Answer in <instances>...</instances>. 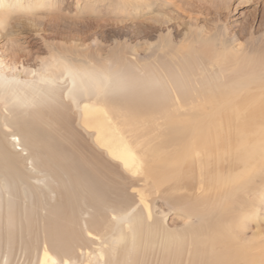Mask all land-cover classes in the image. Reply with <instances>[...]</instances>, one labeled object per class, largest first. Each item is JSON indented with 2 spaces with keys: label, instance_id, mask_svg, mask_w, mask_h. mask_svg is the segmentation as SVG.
Wrapping results in <instances>:
<instances>
[{
  "label": "bare ground",
  "instance_id": "1",
  "mask_svg": "<svg viewBox=\"0 0 264 264\" xmlns=\"http://www.w3.org/2000/svg\"><path fill=\"white\" fill-rule=\"evenodd\" d=\"M257 1L264 30V0ZM48 22L53 34L71 26L62 17ZM243 34L252 48H235L227 40L203 44L197 52L192 48L177 63V76L165 68L163 74L134 68L126 58L98 63L79 54L88 63L74 62L64 49L36 57L35 65L29 55L11 53L16 62L23 59L18 74L12 73L16 62H0V109L33 106L37 118L47 120L49 100L69 99L80 118L103 114L110 122L129 147L130 156L121 157L123 168L138 160L143 169L142 183L130 188L134 198L120 193L118 207L109 209L111 218L84 223L82 235L67 226L73 221L56 205L50 210L56 221L41 242L36 234L19 235L23 264H264V233L253 229L248 235L264 212V38L256 44L250 31ZM58 84L63 87L56 90ZM171 116H177V162L155 169L150 150ZM3 126L11 129L8 121ZM94 134L99 140L100 130ZM10 137L28 151L18 134ZM98 161L89 160L102 174L106 167ZM162 188L177 191L180 218H198V225L175 232L154 217L151 196ZM134 206H139L135 212ZM6 232L0 227V253L4 248L10 255L16 243Z\"/></svg>",
  "mask_w": 264,
  "mask_h": 264
},
{
  "label": "rangeland",
  "instance_id": "2",
  "mask_svg": "<svg viewBox=\"0 0 264 264\" xmlns=\"http://www.w3.org/2000/svg\"><path fill=\"white\" fill-rule=\"evenodd\" d=\"M257 2L61 0L59 13L41 20H17L12 34L22 46L17 51L29 55L32 65L36 64V57L43 58L64 49L66 52L70 50L72 55L68 58L74 62L83 60L81 63H88L85 58L76 56L79 54L92 57L98 63H105L108 58L117 63L126 58L134 68H147L155 74L158 69L163 74L161 69L165 68L169 76L172 73L177 76V63L189 57L184 54H191L192 48L197 52L203 44L214 40L217 44H220L218 40H227L235 48L239 45L252 48L249 37L243 34L244 29L257 40L264 38V30L259 26L263 12L259 11ZM57 17L66 19L68 24L65 25L71 26L53 34L48 21ZM6 41V37L0 38V62L3 66L16 62L7 49ZM22 60L16 62L12 73H21ZM136 72L139 73V69ZM54 87L58 90L63 85ZM50 101L54 111L51 109L49 112L58 114L50 113L47 120H39L33 106L11 107L12 113L0 109V192L3 196L0 199V227L2 233L8 231L16 243L10 255H5L4 248L1 249L3 264H23L25 255L20 247L19 235L22 232L24 235L27 232L36 234L41 242L44 230L50 232L56 221L52 213L55 207H62L67 212L73 221V226L68 222L67 226L82 235L84 223L90 226L103 217L110 219L109 209L118 207L120 193L134 198L131 186L142 183L140 161L131 158L135 160L131 168L121 166L122 155L130 156L129 147L103 114L82 119L69 99ZM26 111L28 113H24ZM3 121H8L12 131L3 126ZM162 124L164 128L150 150V165L155 169L177 162V116H171ZM97 129L101 133L99 140L94 134ZM12 133L20 136L27 152H23L21 146L12 144ZM109 150L112 155L108 154ZM28 158L35 159L39 168L28 163ZM89 160L98 161L106 167L102 174L95 171ZM7 189H11L12 195L6 193ZM160 191L151 196L153 213L156 219H164L167 230L179 232L185 226L198 225V218L193 222L180 218L177 191L167 188ZM138 209L139 206H134L131 211ZM9 213L12 214L10 219L7 217ZM251 227L249 236L254 231L264 233V212ZM261 238L264 240V235ZM83 241L86 242V238Z\"/></svg>",
  "mask_w": 264,
  "mask_h": 264
},
{
  "label": "clouds",
  "instance_id": "3",
  "mask_svg": "<svg viewBox=\"0 0 264 264\" xmlns=\"http://www.w3.org/2000/svg\"><path fill=\"white\" fill-rule=\"evenodd\" d=\"M61 0H0V38H7V49L16 54L22 46L12 34L14 22L20 19L41 20L59 13Z\"/></svg>",
  "mask_w": 264,
  "mask_h": 264
},
{
  "label": "water",
  "instance_id": "4",
  "mask_svg": "<svg viewBox=\"0 0 264 264\" xmlns=\"http://www.w3.org/2000/svg\"><path fill=\"white\" fill-rule=\"evenodd\" d=\"M33 163H34V165H35V167L37 166V164H36V161H35V159H33ZM38 167V166H37ZM39 168V167H38ZM39 172H43V171H39Z\"/></svg>",
  "mask_w": 264,
  "mask_h": 264
}]
</instances>
